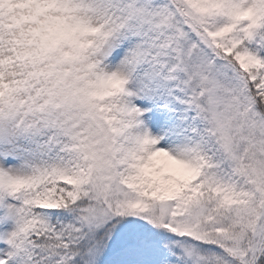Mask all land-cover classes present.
Masks as SVG:
<instances>
[{
	"label": "snow or ice",
	"instance_id": "snow-or-ice-1",
	"mask_svg": "<svg viewBox=\"0 0 264 264\" xmlns=\"http://www.w3.org/2000/svg\"><path fill=\"white\" fill-rule=\"evenodd\" d=\"M0 264H264V0H0Z\"/></svg>",
	"mask_w": 264,
	"mask_h": 264
}]
</instances>
